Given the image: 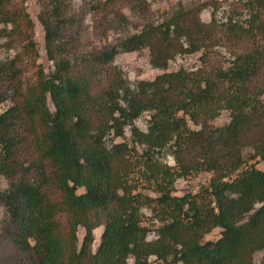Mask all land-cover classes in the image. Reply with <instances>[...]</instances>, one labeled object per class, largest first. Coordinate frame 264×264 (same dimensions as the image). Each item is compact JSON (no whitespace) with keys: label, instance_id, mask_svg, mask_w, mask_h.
Masks as SVG:
<instances>
[{"label":"trees","instance_id":"trees-1","mask_svg":"<svg viewBox=\"0 0 264 264\" xmlns=\"http://www.w3.org/2000/svg\"><path fill=\"white\" fill-rule=\"evenodd\" d=\"M38 1L53 70L30 83L18 56L0 61V105L11 102L0 113V240L16 263L254 264L264 253V170L241 165L246 151L264 161V0H233L224 20L228 0L179 4L159 19L148 0H82L99 41L126 28L123 7L139 20L117 43L83 52L71 1ZM9 5L0 0V35L16 32ZM144 49L155 69L195 53L201 64L130 83L115 58ZM224 110L228 122L213 126ZM144 113L146 131L135 124ZM203 172L206 187L173 195L177 179ZM143 209L158 225L144 224ZM216 228L219 238L203 242Z\"/></svg>","mask_w":264,"mask_h":264},{"label":"rangeland","instance_id":"rangeland-1","mask_svg":"<svg viewBox=\"0 0 264 264\" xmlns=\"http://www.w3.org/2000/svg\"><path fill=\"white\" fill-rule=\"evenodd\" d=\"M9 8L11 12H17L19 18L17 20L16 32H13L8 36V31L12 28L7 26V32L0 35V61L11 59L13 56H18L21 61H23V68L25 72L22 75V80L26 82L33 83L36 80L37 72L42 70L44 74H47L53 70V64L47 59L45 52V42H44V31L41 24L38 21V14L40 12V4L38 0H9ZM75 12L78 14L79 19H81L78 37L80 43V52L87 51L91 46L96 45L98 47L104 45H111L118 42L119 39L134 33L135 30L133 26L139 23L138 18L131 13L126 7H123V14L128 18L129 23L125 29L119 31H110L107 37L103 40H98L93 35V21L90 15L81 14L80 7L82 5V0H69ZM208 0H148L150 9L154 13L155 18L159 19L162 14L169 13L173 11L179 4L182 5H192L199 2H205ZM221 2L222 0H217ZM233 0H228L223 3L220 10L217 13V19L224 20L225 14L228 10V4ZM212 8L209 7L205 9L200 14V19L203 22L208 23L211 19ZM29 19L31 22V28L27 25L26 21ZM3 28L0 25V29ZM25 36L27 39L24 41ZM32 40V41H31ZM31 41L32 43H29ZM223 54L225 53L221 49ZM200 53L190 54V55H179L176 56L174 60L170 61L167 70H159L153 68L149 63V52L144 49L141 52H128L120 53L114 61V64L120 68L126 76V79L130 83H134L138 80H152L157 75L163 72H173L180 68L186 69L188 71L195 70L200 67ZM11 106V102L8 100L0 105V113L4 112L8 107ZM48 107L52 110V105L48 101ZM149 118L148 113H144L139 119L135 121L136 126L142 130L146 131V120ZM229 120V112L224 110L218 117L211 122L213 126H222ZM191 128L193 125L189 123ZM125 136L127 139L130 138V132L126 129ZM117 141H121L118 139ZM251 152L246 151L243 154V162L241 168H257L259 170H264V161L259 159H252L250 156ZM162 162L166 163L168 166H174L175 162L169 155L161 159ZM235 177V174L232 175ZM211 174L210 173H199L186 178H179L174 183V196H184L186 194H196L200 191L202 187H206L209 183ZM6 187V181L0 178V189ZM82 190L79 189L78 193ZM145 194L150 196H156V194L151 193L148 190L144 191ZM143 222L150 228L154 225H158V222L153 220L151 212L148 209H143ZM2 220V210L0 209V226ZM1 228V227H0ZM220 228L214 229L212 232L204 236L203 242L215 241L220 236ZM102 233V227L94 230V242L92 245L93 251L96 249L99 243V237ZM84 235V230L82 228L78 229L77 236L79 242H81ZM154 233L148 236V240L154 239ZM151 264L154 263V258L151 257ZM131 262V261H130ZM0 264H18L16 263V258L14 256V251L10 245H7L4 241L0 240ZM254 264H264V253L257 252L254 255Z\"/></svg>","mask_w":264,"mask_h":264}]
</instances>
